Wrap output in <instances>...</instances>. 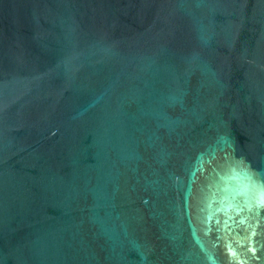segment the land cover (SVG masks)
Listing matches in <instances>:
<instances>
[{"label": "water", "instance_id": "obj_1", "mask_svg": "<svg viewBox=\"0 0 264 264\" xmlns=\"http://www.w3.org/2000/svg\"><path fill=\"white\" fill-rule=\"evenodd\" d=\"M0 264H264V0H0Z\"/></svg>", "mask_w": 264, "mask_h": 264}]
</instances>
